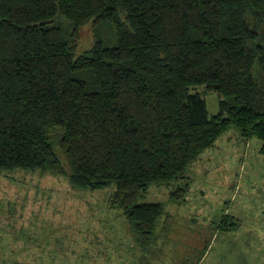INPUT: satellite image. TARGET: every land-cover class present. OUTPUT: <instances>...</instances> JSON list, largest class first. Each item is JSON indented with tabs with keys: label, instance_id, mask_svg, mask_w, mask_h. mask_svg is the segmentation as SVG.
I'll return each mask as SVG.
<instances>
[{
	"label": "trees",
	"instance_id": "16d2710c",
	"mask_svg": "<svg viewBox=\"0 0 264 264\" xmlns=\"http://www.w3.org/2000/svg\"><path fill=\"white\" fill-rule=\"evenodd\" d=\"M59 19L73 28L68 40ZM88 24L93 43L76 56ZM103 24L111 47L94 34ZM200 87L220 97L217 115ZM231 129L264 156V0H0V175L113 185L111 208L148 245L164 207L138 199L186 181ZM14 256L0 246V264L30 261Z\"/></svg>",
	"mask_w": 264,
	"mask_h": 264
},
{
	"label": "rangeland",
	"instance_id": "374dc122",
	"mask_svg": "<svg viewBox=\"0 0 264 264\" xmlns=\"http://www.w3.org/2000/svg\"><path fill=\"white\" fill-rule=\"evenodd\" d=\"M53 26L71 35L69 22ZM104 32L102 35L100 32ZM94 34L114 45L103 24ZM76 56L93 43V27L79 30ZM208 115L218 114L220 97L196 88ZM255 137L235 129L224 134L187 172L186 181L153 184L138 203L164 207L154 239L136 236L121 210L111 208L114 186L73 189L68 180L39 173L0 175V246H10L25 264H264V156ZM56 153L63 160L58 148ZM188 185L181 202L171 193Z\"/></svg>",
	"mask_w": 264,
	"mask_h": 264
}]
</instances>
